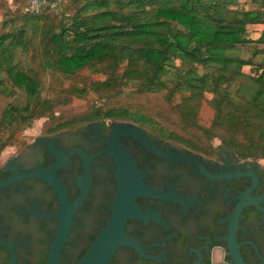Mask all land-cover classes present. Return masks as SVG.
Listing matches in <instances>:
<instances>
[{
  "label": "trees",
  "instance_id": "obj_1",
  "mask_svg": "<svg viewBox=\"0 0 264 264\" xmlns=\"http://www.w3.org/2000/svg\"><path fill=\"white\" fill-rule=\"evenodd\" d=\"M0 17V154L45 117L49 130L125 120L264 159V0H51L37 14L0 0Z\"/></svg>",
  "mask_w": 264,
  "mask_h": 264
},
{
  "label": "flooded vegetation",
  "instance_id": "obj_2",
  "mask_svg": "<svg viewBox=\"0 0 264 264\" xmlns=\"http://www.w3.org/2000/svg\"><path fill=\"white\" fill-rule=\"evenodd\" d=\"M113 120H94L42 131L0 164V264H47L62 205L44 178L17 173L49 169L70 202L80 192L79 178L92 157V184L77 209L60 264H77L107 223L115 197L117 161ZM154 147L131 134L120 140L130 151L143 182L170 193L140 195L137 204L147 218H128L126 232L137 238L144 253L120 247L108 264H264V163L239 159L228 149L201 153L144 127ZM187 159H184V158ZM175 197H172V196Z\"/></svg>",
  "mask_w": 264,
  "mask_h": 264
},
{
  "label": "water",
  "instance_id": "obj_3",
  "mask_svg": "<svg viewBox=\"0 0 264 264\" xmlns=\"http://www.w3.org/2000/svg\"><path fill=\"white\" fill-rule=\"evenodd\" d=\"M113 123L117 127L114 134L115 142L109 144L111 148L108 150L111 151L118 164V168L115 171L118 185L115 197L112 200L113 204L110 207L111 215L77 264H108L116 251L122 246H132L144 253L145 249L140 241L126 232V221L128 218L133 217L145 220L149 213H153V216L155 214L153 211L143 212L137 204L136 198L140 195L149 194L157 197H167L170 194L143 182V173L138 170L130 151L121 142L120 135L131 134L156 153L183 158L158 151L147 139L146 130L143 126L125 120H116ZM84 158L86 159L85 171L79 178L81 192L74 202H70L66 189L60 185V181L56 178L55 172L61 166L60 164H56L49 169L40 168L33 172L17 173L14 177L2 183V185H7L22 177L35 176L46 179L57 192L62 205V212L52 214L59 218L60 225L55 241L51 244L47 264H60L61 254L64 244L68 240L74 215L88 196L92 184V169L90 167L92 157L84 155ZM184 159L187 158L185 157ZM172 197L175 196L173 195ZM238 264H243L239 257Z\"/></svg>",
  "mask_w": 264,
  "mask_h": 264
},
{
  "label": "rangeland",
  "instance_id": "obj_4",
  "mask_svg": "<svg viewBox=\"0 0 264 264\" xmlns=\"http://www.w3.org/2000/svg\"><path fill=\"white\" fill-rule=\"evenodd\" d=\"M0 19H1V17H0ZM251 28H255L256 29L257 27L256 26H252ZM241 55L244 58L250 57L251 56V52H250L249 48H244L242 50ZM26 66H27V68H30L29 62H26ZM39 71L41 72L42 75H44V76L46 75V77H45L46 78V83L48 84V82L51 80V74L47 73L43 69L42 66L39 68ZM94 98H95V94L91 93V94L87 95L83 99H79V98L75 99L73 101L72 107L77 109V110H80L84 106H86L88 104H91L93 102ZM212 116H213V110L210 108L209 105L205 104L204 107H203L202 113H201V121H202V123L209 124ZM47 123H48V119L43 117V118H39V119L35 120L29 127L24 128L20 132V134L18 135L16 143L14 145H12V146L6 147L1 152V154H0V164H3V162L6 159V157H8L17 148H20L24 142L33 139L34 137H36L42 131L46 132L47 130L51 129L50 124L47 125ZM150 130L153 131V129H150ZM153 132H155V131H153ZM220 143L221 142H220L219 139H215L214 140V145L215 146L220 145ZM259 162L264 163V159H260Z\"/></svg>",
  "mask_w": 264,
  "mask_h": 264
},
{
  "label": "built area",
  "instance_id": "obj_5",
  "mask_svg": "<svg viewBox=\"0 0 264 264\" xmlns=\"http://www.w3.org/2000/svg\"><path fill=\"white\" fill-rule=\"evenodd\" d=\"M27 3V9L31 13H40L42 9L50 4L51 0H25ZM55 6V5H52Z\"/></svg>",
  "mask_w": 264,
  "mask_h": 264
}]
</instances>
